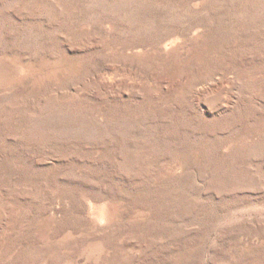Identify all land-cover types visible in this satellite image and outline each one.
<instances>
[{
  "label": "rangeland",
  "instance_id": "obj_1",
  "mask_svg": "<svg viewBox=\"0 0 264 264\" xmlns=\"http://www.w3.org/2000/svg\"><path fill=\"white\" fill-rule=\"evenodd\" d=\"M0 264H264V0H0Z\"/></svg>",
  "mask_w": 264,
  "mask_h": 264
}]
</instances>
